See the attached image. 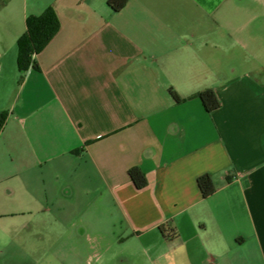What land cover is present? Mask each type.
<instances>
[{
    "label": "crops",
    "instance_id": "1",
    "mask_svg": "<svg viewBox=\"0 0 264 264\" xmlns=\"http://www.w3.org/2000/svg\"><path fill=\"white\" fill-rule=\"evenodd\" d=\"M48 6L59 28L20 71L26 17ZM256 6L0 0V264H85V249L113 247L136 264H264ZM206 88L219 100L211 112L196 96ZM163 223L178 237L165 239Z\"/></svg>",
    "mask_w": 264,
    "mask_h": 264
},
{
    "label": "trees",
    "instance_id": "2",
    "mask_svg": "<svg viewBox=\"0 0 264 264\" xmlns=\"http://www.w3.org/2000/svg\"><path fill=\"white\" fill-rule=\"evenodd\" d=\"M126 0H106V3L113 10H118L125 4ZM59 21L54 9L51 6L46 7L39 15H29L25 20V30L16 41L17 57L16 65L20 71L26 70L29 66L34 67L33 55L38 53L57 32ZM169 93L175 102H180L181 97L172 89ZM200 99L203 108L211 112L219 106V100L211 88L200 90L196 93ZM5 112L0 113V129L4 123ZM127 174L136 188L145 186L146 179L143 172L133 166L127 170ZM196 183L201 196L207 197L214 192V185L209 174L205 173L196 178ZM161 235L168 240L178 237V231L174 225L163 223L158 226Z\"/></svg>",
    "mask_w": 264,
    "mask_h": 264
},
{
    "label": "rangeland",
    "instance_id": "3",
    "mask_svg": "<svg viewBox=\"0 0 264 264\" xmlns=\"http://www.w3.org/2000/svg\"><path fill=\"white\" fill-rule=\"evenodd\" d=\"M244 1L246 3L247 0H244ZM258 1L263 2L264 0H255V3ZM255 12L259 13V17L257 19L263 20V24L260 27L259 34L263 37V40H264V16H262L263 12H264V7L263 6H256ZM234 49L239 51L238 48H234ZM262 49H264V47H262ZM0 88H2V87H0ZM1 92H3V91H1ZM118 252L119 251L115 247H113V249H109L106 251H102V250H99L97 248L96 249L95 248H92V249L87 248V249H85V264H86V262H87V264H136V263H133L132 261L126 262L125 259L122 258L123 256H121V255L116 256ZM113 254H114V256H113ZM139 264H150V263H149V261L146 260L145 257H143L142 259L139 260Z\"/></svg>",
    "mask_w": 264,
    "mask_h": 264
}]
</instances>
